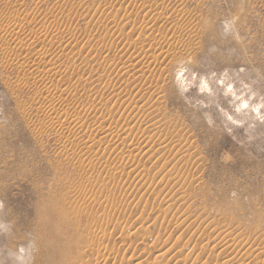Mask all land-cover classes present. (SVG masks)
Returning <instances> with one entry per match:
<instances>
[{
  "label": "rangeland",
  "instance_id": "rangeland-1",
  "mask_svg": "<svg viewBox=\"0 0 264 264\" xmlns=\"http://www.w3.org/2000/svg\"><path fill=\"white\" fill-rule=\"evenodd\" d=\"M229 83L264 99V0H0V264H264Z\"/></svg>",
  "mask_w": 264,
  "mask_h": 264
},
{
  "label": "clouds",
  "instance_id": "clouds-1",
  "mask_svg": "<svg viewBox=\"0 0 264 264\" xmlns=\"http://www.w3.org/2000/svg\"><path fill=\"white\" fill-rule=\"evenodd\" d=\"M238 16H233L232 20L227 22L225 24V30L234 28L235 22L238 19ZM234 38L237 40V42L240 41V37L238 33H234ZM187 69L185 67H179L176 75H175V81L177 84V87L179 89H182L184 92H187L191 86V83L193 80L196 79V74L192 73L191 79H189L186 76ZM223 79L218 81L217 83L223 84ZM198 92L201 94H211V88L208 83V80L201 76L199 79L198 84ZM225 95H231L234 100L239 101V103L236 105L234 111L236 113H240L242 110L250 109L252 114L256 116L257 120L264 121V114L261 113V109L264 108V99L258 101L255 104L250 105L249 101L252 100L255 97V93H252L249 95L248 99H244L242 95H236L235 91L233 90V85L231 83L227 84L225 88ZM226 120L229 121L233 125H239L240 121L233 118L232 115L225 113Z\"/></svg>",
  "mask_w": 264,
  "mask_h": 264
},
{
  "label": "bare ground",
  "instance_id": "bare-ground-1",
  "mask_svg": "<svg viewBox=\"0 0 264 264\" xmlns=\"http://www.w3.org/2000/svg\"><path fill=\"white\" fill-rule=\"evenodd\" d=\"M12 49H13V48H12ZM11 51H12V50H11ZM8 52H9V51H8ZM19 65H20V64H19ZM20 66H21V65H20ZM20 66H19V68H20ZM21 68H22V67H21ZM53 118H54V117H53ZM76 122H77V121H76ZM107 131H109L110 133H112L111 130H109V129H108ZM104 133H105V132H104ZM146 139H147V138H146ZM146 139H145V141H146ZM147 140H148V139H147ZM148 143H149V142H148ZM148 143H147V144H148ZM158 144H159V143H158ZM154 145H155V144H154ZM154 148H155V147H154ZM179 151H180V150H179ZM188 153H189V152H188ZM174 160H175V159H174ZM49 228H50L51 230L53 229V227L51 228V226H49ZM99 249H100V248H99ZM98 251H99V250H98ZM103 251H104V250H103ZM240 261H241V260H239L238 262H240Z\"/></svg>",
  "mask_w": 264,
  "mask_h": 264
}]
</instances>
